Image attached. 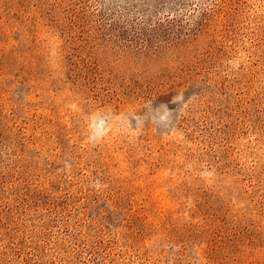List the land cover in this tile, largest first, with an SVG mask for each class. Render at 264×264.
Wrapping results in <instances>:
<instances>
[{"label": "rangeland", "instance_id": "rangeland-1", "mask_svg": "<svg viewBox=\"0 0 264 264\" xmlns=\"http://www.w3.org/2000/svg\"><path fill=\"white\" fill-rule=\"evenodd\" d=\"M0 264H264V0H0Z\"/></svg>", "mask_w": 264, "mask_h": 264}]
</instances>
